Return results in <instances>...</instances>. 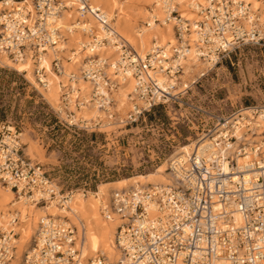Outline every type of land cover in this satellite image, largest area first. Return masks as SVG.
<instances>
[{"label": "built area", "instance_id": "2783aa9c", "mask_svg": "<svg viewBox=\"0 0 264 264\" xmlns=\"http://www.w3.org/2000/svg\"><path fill=\"white\" fill-rule=\"evenodd\" d=\"M1 1L0 54L14 62L31 61L35 81L44 88L52 74L67 80V85L58 83L64 113L56 114H64L69 127L103 135L102 152L119 166L114 173L99 172L98 179L120 174L125 167L121 157L126 160L133 152L138 168L166 163L172 180L171 185H136L101 197V216L121 221L116 261L101 251L81 259L85 227L80 232L70 217L48 215L38 222L21 264H264V104L247 94L249 105L242 100L226 113V98L219 97L224 88L219 87V66L245 48L264 49V22L252 3L203 0L198 19L189 20L176 1L157 0L165 23L174 22L177 44L168 49L154 43L141 57L121 40L115 17L108 19L90 0H32L31 10L26 0ZM71 9L100 26L80 20L64 25L62 17ZM193 29L194 48L187 41ZM77 32L83 36L78 49L65 48ZM111 44L124 50L114 63L102 54ZM49 51L50 72L42 66ZM80 51L88 53L83 66L68 70L64 62L71 63ZM79 79L94 86L93 102L104 118L77 121L75 109L87 105L75 87ZM128 79L133 89L127 107L119 111L114 93ZM245 85L243 80L238 84L240 89ZM19 135L11 121L0 123V185L17 199L63 211L70 209L76 192L97 194L98 185L94 191H63L25 154ZM186 146L191 153L181 151ZM19 223L18 211L0 216V264L18 259Z\"/></svg>", "mask_w": 264, "mask_h": 264}, {"label": "bare ground", "instance_id": "6f19581e", "mask_svg": "<svg viewBox=\"0 0 264 264\" xmlns=\"http://www.w3.org/2000/svg\"><path fill=\"white\" fill-rule=\"evenodd\" d=\"M15 5L17 0H11ZM179 4L178 10L182 13L183 18H188L189 20L198 19L196 15L197 12L200 11V5H204L203 0H174V2ZM252 3V10L259 15V19H264V2L258 0H247ZM28 8L31 10L32 0H26ZM94 4H98L102 9H105L106 17L110 19L112 16L111 12L117 10L119 4H117L116 0H93ZM24 3V2H23ZM91 6L95 9L103 11L98 5H93L90 1ZM145 6L143 8L142 17L143 20L147 18V26H137L139 25V21L136 23H128L126 20L120 16L115 20V27L118 31L121 40L126 43L128 47H131L135 50L141 57H144L147 53H149L153 47L154 43H157L161 46H165L168 49L175 48L177 44L176 40H172L170 38L171 33L173 32V27L170 23H165V17L163 19H159L160 16L165 15V11L157 3V0H146ZM74 7H76L74 5ZM145 7H151L152 12H149ZM0 11H3V4L0 0ZM120 13L123 14L122 7L119 8ZM104 12V11H103ZM109 15V16H108ZM121 15V14H120ZM150 15V17H149ZM111 16V17H110ZM148 16V17H147ZM114 18V17H112ZM87 23L86 25L89 27H98V25L91 17L80 18L79 14L75 9H71L64 13L61 22L64 25H69L73 22ZM155 21H160L161 23H157ZM173 21V20H172ZM264 21V20H263ZM263 23V22H262ZM174 24V23H173ZM120 31V32H119ZM195 30H192V35L188 38L190 42L189 47L195 46L196 35ZM121 33V34H120ZM83 36L81 34L74 33L69 36V40L66 43L65 48L71 49L73 47L77 48ZM166 40V41H165ZM169 40V41H168ZM166 42L164 45L162 42ZM120 43V42H119ZM122 43V42H121ZM78 49V48H77ZM78 51V50H77ZM123 49L119 45L111 44L109 47L102 50V54L110 57L112 63L116 62L120 59ZM69 51H67V54ZM50 55L51 51L48 52L47 57L45 59V63H42L47 71L50 72ZM88 57L87 52H78V55L73 57L71 63L64 62L66 68L70 71H79L81 66H83L85 59ZM188 57L191 60L194 58V50H190L188 52ZM0 62L2 64H6L7 66L13 67L18 70L19 73H24L26 79L31 85H35L36 90L43 96V98L53 107L54 110H60L61 103V93L60 87L58 83L63 81L64 85H67V80L62 79L61 77H56L54 74L50 78L47 79L48 84L44 88L41 85L36 83L35 76L32 74L33 66L32 62L26 60L24 62H14L10 58L6 57L3 54H0ZM78 65L77 69H71L70 65ZM195 64V63H194ZM197 68H199V64ZM195 70V69H194ZM193 70V71H194ZM54 76V77H53ZM60 79V81H56ZM78 84L75 87H79L81 89V96L87 102V105L83 108L76 110V118L77 121H92L93 119H98L99 117L104 118V112L100 110L95 103L93 102L92 93L95 91L94 86L90 85L87 82L79 79ZM133 80L128 79L126 82L119 86L118 90L114 93V98L117 103V109L119 111L125 109L127 107V101L129 99V95L133 89ZM59 88V90H58ZM62 113H64V110ZM61 118L65 119L64 114L59 115ZM19 138L22 144L27 145V155L32 158L35 154L39 155L41 159L44 158L42 150L39 146L31 139L29 135H24L21 133ZM182 152L186 151L187 153H191L190 146H186L181 150ZM168 167L166 163L160 165L156 171L148 173V174H140L134 177L108 182L101 183L98 185V192L95 194L91 192L86 196H83L80 192H76L72 203L70 205V209L61 211L55 205H52L48 208H42L39 206H35L30 202L19 200L16 198V195L10 189L4 188L0 185V216L8 215L12 211L20 212V223L16 229L17 233L20 235L17 244L19 247L18 259L13 262V264H21L22 255L25 251L28 250L31 245L38 228V222L41 218L45 216H54V217H63L68 216L72 219V221L78 225L80 228V232H82L81 228L85 227V231L83 230L82 234L85 237L83 244L81 245V259L93 257L97 252L101 251L107 254L112 260L116 261L118 258V250L115 246V234L117 231V227L121 222L117 216L116 219L113 220H105L101 214L99 213V201L101 197L108 198L111 195L113 190L116 189H128L132 186L136 185H171L172 180L171 176L167 172ZM102 217V218H101Z\"/></svg>", "mask_w": 264, "mask_h": 264}, {"label": "rangeland", "instance_id": "374dc122", "mask_svg": "<svg viewBox=\"0 0 264 264\" xmlns=\"http://www.w3.org/2000/svg\"><path fill=\"white\" fill-rule=\"evenodd\" d=\"M90 1L95 5L93 0ZM116 1L119 4L117 10L110 13L112 17H115L116 22L122 16L130 24L141 20L137 28L147 26V18L143 20L142 17L146 0ZM120 7L124 11L123 14L118 11ZM145 8L154 13L151 7ZM102 10L105 12V9ZM164 16H160L159 19H163ZM263 20L262 18L260 21L264 22ZM173 23V21L170 22L172 27ZM170 38L175 40L174 31ZM70 67L77 69L78 65L71 64ZM200 68L201 66L195 69ZM219 68V87H224L219 90V97L226 98L223 103L224 112L230 113L238 108L242 100L249 105V101L244 96L247 94H252L256 98L255 103L264 104V49L245 48L231 55V58L224 61ZM242 80L246 81L247 86L240 89L238 84ZM4 121H11L20 134L29 135L39 146L44 156L43 159L37 154L33 158L28 156L27 145L24 144L23 151L34 162L40 163L63 191L82 190L83 188L87 190L92 188L94 191L96 185L105 182L98 179L99 172L103 174L108 170L114 173L113 169L119 168L116 166V161L101 150L99 144L103 143V135H90L69 127L18 70L0 62V123ZM115 136H119V133ZM127 138L129 137H125ZM124 147H127L126 144ZM121 158V163L125 165L121 168L122 172L113 175L115 177L109 178L106 182L144 175L157 170L138 168L139 163L133 152L128 159Z\"/></svg>", "mask_w": 264, "mask_h": 264}, {"label": "trees", "instance_id": "16d2710c", "mask_svg": "<svg viewBox=\"0 0 264 264\" xmlns=\"http://www.w3.org/2000/svg\"><path fill=\"white\" fill-rule=\"evenodd\" d=\"M227 64H228V62H227ZM246 104H247V102H245V105H246ZM157 111H159V110H157ZM158 115L162 117V114L159 113ZM151 118H153V116H151ZM95 135H98V134H95ZM113 177H115V176H113ZM107 180H108V179L103 180V182L105 181L104 183H108V182H114V181H116V180H112V181H108V182H106ZM100 184H101V182H100ZM96 186H97V185H96ZM91 190H92V188H91Z\"/></svg>", "mask_w": 264, "mask_h": 264}, {"label": "crops", "instance_id": "0c3cea01", "mask_svg": "<svg viewBox=\"0 0 264 264\" xmlns=\"http://www.w3.org/2000/svg\"><path fill=\"white\" fill-rule=\"evenodd\" d=\"M31 83V82H30ZM32 84V83H31ZM35 86V85H34ZM47 102V101H46ZM49 104V103H48ZM51 106V105H50ZM53 108V107H52Z\"/></svg>", "mask_w": 264, "mask_h": 264}]
</instances>
